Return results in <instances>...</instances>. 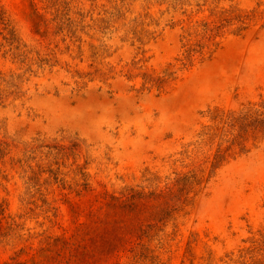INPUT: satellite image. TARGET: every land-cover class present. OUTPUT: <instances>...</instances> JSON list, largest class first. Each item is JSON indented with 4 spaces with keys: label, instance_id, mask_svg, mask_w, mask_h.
<instances>
[{
    "label": "rangeland",
    "instance_id": "rangeland-1",
    "mask_svg": "<svg viewBox=\"0 0 264 264\" xmlns=\"http://www.w3.org/2000/svg\"><path fill=\"white\" fill-rule=\"evenodd\" d=\"M264 0H0V264H264Z\"/></svg>",
    "mask_w": 264,
    "mask_h": 264
},
{
    "label": "trees",
    "instance_id": "trees-1",
    "mask_svg": "<svg viewBox=\"0 0 264 264\" xmlns=\"http://www.w3.org/2000/svg\"><path fill=\"white\" fill-rule=\"evenodd\" d=\"M260 121H263V122H264V118H263V119H261Z\"/></svg>",
    "mask_w": 264,
    "mask_h": 264
}]
</instances>
